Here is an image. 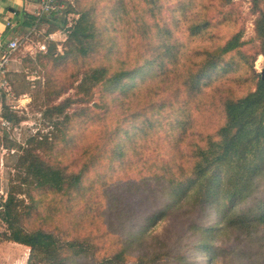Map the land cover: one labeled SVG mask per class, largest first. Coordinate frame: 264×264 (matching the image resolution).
I'll use <instances>...</instances> for the list:
<instances>
[{
	"label": "trees",
	"instance_id": "16d2710c",
	"mask_svg": "<svg viewBox=\"0 0 264 264\" xmlns=\"http://www.w3.org/2000/svg\"><path fill=\"white\" fill-rule=\"evenodd\" d=\"M170 1L175 3L170 24L154 36L146 20L136 17L135 32L142 40L133 50H121V45L105 42L90 9L77 13L78 19L68 29L66 42L72 47L68 53L82 59L86 68L78 88L87 96L101 88V102L95 109L77 112L74 128L66 127L72 117L65 116L64 122H56L58 131L65 126L61 130L63 138L55 135L51 139L53 142L60 139V143L67 145L68 136L74 135L79 126L88 129L90 125L96 140L83 150L91 161L86 164L77 161L79 170L70 176H66L64 169L38 160L33 150L21 159L18 169L25 170L26 175L21 177V183L34 185L42 196H53L51 201L44 202L31 195L27 217L31 214L41 217L44 211L47 215L42 218L47 220H54L56 215L69 218L66 227H55L58 234L42 226L25 231L18 225L22 214L16 195L21 186L9 191L2 214L8 230L3 237L6 242L30 249L27 264H70L95 257L103 238L111 236L114 230L119 235L109 239L110 247L116 250L95 264H125L131 252H138L141 260L144 255L149 256L146 251H152L157 260L162 247L157 242L148 243L145 233L164 219L196 213L205 217L214 214L217 218V223L211 225L193 222L187 231L194 238L192 250L210 255L212 261L223 257L215 247L216 240H223L226 235L229 237L224 242L243 235L251 238L264 228V199L256 201L257 185L264 177V80L255 70L253 57L243 52L241 31H233L214 49L191 46L193 41L219 40L216 30L229 24L234 0H180V4L177 0ZM251 4L252 12L258 15L256 39L264 55V0H251ZM211 13L220 16L214 20ZM182 28L183 38L178 32ZM133 54L136 61L132 64ZM230 55L237 60L230 58L227 62L225 59ZM237 61L246 64V79L254 83L255 90L222 99V124L206 136L203 144L192 145L191 161L185 167L177 142L183 141L188 113L192 108L203 107L200 101L212 91L213 77L220 72L228 73ZM238 67L240 64L234 66L235 71ZM155 81L162 86L157 87ZM166 91L178 101L159 102L158 95ZM59 113H63L61 108ZM12 115L5 107V116L11 121ZM164 123L181 133V138L171 139L169 146L157 137ZM72 139L77 146L83 137L78 133ZM50 142L48 137L30 141L37 149L50 146ZM149 150L154 155L146 156ZM137 168L154 174L153 198L159 203L152 213L139 218L134 209L136 204L126 202V206H120L126 197L112 189L114 174L119 169L123 173L144 172ZM187 198L192 202L180 210ZM253 201L256 202L250 204ZM58 205L66 209L61 211L65 213L62 216L55 208ZM105 205L111 208L107 216ZM108 216L114 217L118 228ZM104 220H108L104 222L108 226L106 231L101 223ZM99 239L102 241L98 243ZM171 259L172 264H199L185 252L171 255Z\"/></svg>",
	"mask_w": 264,
	"mask_h": 264
},
{
	"label": "rangeland",
	"instance_id": "374dc122",
	"mask_svg": "<svg viewBox=\"0 0 264 264\" xmlns=\"http://www.w3.org/2000/svg\"><path fill=\"white\" fill-rule=\"evenodd\" d=\"M213 0H211L212 2ZM62 8L51 15L42 17L44 22L37 28V31H28L22 36V46L16 53L15 61L11 66L10 80L14 89L15 99L11 103L18 108L10 110L13 118V128L10 131L0 130V144L5 151L0 149V264H27L30 255V249L26 246L6 242L3 234L8 230V225L2 220L3 208L10 190L21 186V190L16 195L20 201L19 212L22 217L18 220L22 229L36 230L44 227V230L52 231L58 234L56 226L66 227L68 217L61 211L66 210L56 208L60 216H54V220L42 218L46 216V212L42 211L41 217L31 214L27 217V208L31 204V195L36 196V200L49 202L53 199L51 195H43L38 193L34 185H23L21 177L25 170H20L21 159L31 154L33 150L38 160H43L47 165L54 168L64 169L66 176H70L79 169L76 164H86L91 161V156L84 154L83 150L88 148L93 141L96 140L90 125L88 129H83V125L75 130V134L69 137V143H60V139L54 141L51 139L57 135L63 138L61 130L65 126H61L60 131L55 128L56 122H64L65 116L70 118V123L66 127L73 125L76 113L82 110L89 111L95 109L97 103L101 102V88L94 91L91 96H87L85 92H81L78 88L81 80L85 75L86 68L82 59H78L71 52L67 41L68 29L78 19V14L84 9H90L94 12L93 17L96 19V29L103 33L105 42H114L121 50H133L142 37L135 32L137 27L134 20L139 16L140 21L146 20L147 24L152 28V35L163 31L165 26L170 24L173 16L174 2L170 0H61ZM180 4V0H177ZM231 9V18L229 24L218 28L216 32L219 34V40L214 42L193 41L192 48L214 49L224 43L230 37L233 31H241L243 33L242 40L245 42L243 52L253 57V63L257 74H261L264 68V55L260 53V42L256 39L255 22L258 15L252 12L251 0H234ZM48 16H52L49 21ZM220 13H211L210 17L214 20L219 18ZM121 19L124 22H121ZM48 24H45V22ZM132 22V23H130ZM34 25V24H32ZM183 38V28L178 31ZM52 35L53 40L49 38ZM157 39L153 43H157ZM52 41V42H51ZM51 42V43H50ZM55 44V49H52ZM32 45L34 48L32 49ZM44 46L46 49H42ZM50 54L48 55V50ZM143 50V49H142ZM143 52H146L143 50ZM232 55L225 60L228 62ZM237 60V59H236ZM136 59L131 58V63H135ZM240 62V61H239ZM238 61L233 65L228 73L220 72L219 75L213 77L212 91L205 100L200 101L203 105L201 109L192 108L188 113L189 121L186 127V133L183 134V141L177 142L179 149L183 153V165L189 166L190 150L194 143L203 144L207 135L213 134L223 122L222 115V99L226 96H241L255 90V85L251 81H247V66L245 63ZM236 64H240L238 69H234ZM154 84L158 87L162 86L158 81ZM209 89V88H206ZM160 92V91H159ZM166 93L158 95V101L174 102L178 100L175 96ZM14 98V97H13ZM59 108L63 113H59ZM75 115V116H74ZM183 118V117H182ZM74 131V129H73ZM67 132V130H66ZM83 137L77 146L74 145L73 139L77 134ZM48 139L50 146L43 148H35V144L30 141H42ZM160 142L169 146L170 140H178L181 138L179 131H172L169 124L164 123V127L157 135ZM156 137V138H157ZM32 151V152H33ZM154 155L152 150L146 152V156ZM146 169L137 168V171H144L141 174L123 173L120 169L114 174L112 189L124 193L126 200L120 206H126V202H133L136 217L150 214L158 206V202L153 198V191L156 187L152 177L154 174L145 172ZM191 198H187L180 205V210L188 208ZM264 199V177L257 185L256 201ZM54 201V200H53ZM253 201L250 204L256 202ZM106 212L111 210L105 205L103 207ZM110 222L117 228L119 225L114 223V217H107ZM101 221L103 230L106 231L108 226ZM199 222L207 225L217 223L214 214L211 217H205L196 213L195 215L174 219L168 218L160 221L145 233L148 243L157 242L161 247V252L154 259L152 251H146L141 260H138V252H131L125 264H172L171 255L185 252L192 260H196L199 264H264V228L252 237L246 235L240 238L228 239L226 235L223 240H216L215 247L218 248L220 258L212 261L210 255H206L201 251L194 252L192 250L194 238L191 233H187L189 226L193 222ZM46 224V225H44ZM115 231V230H114ZM113 232L111 236H105L102 241L101 250L95 257L85 259H77L70 264H95L99 259L112 256L116 247H110L111 237L119 235V232ZM9 232V231H8ZM97 234L98 233H93ZM95 235V237L97 236ZM164 243L162 246L161 244Z\"/></svg>",
	"mask_w": 264,
	"mask_h": 264
},
{
	"label": "crops",
	"instance_id": "0c3cea01",
	"mask_svg": "<svg viewBox=\"0 0 264 264\" xmlns=\"http://www.w3.org/2000/svg\"><path fill=\"white\" fill-rule=\"evenodd\" d=\"M38 12L39 5L29 0H0V52L2 46L6 45L11 40L15 38H21L28 31H37V28L44 22V19L38 18ZM48 19H50L49 21H52V16H48ZM45 24H48V22L46 21ZM49 38L53 40L52 35H50ZM30 46L32 49L34 48L32 45ZM15 56L9 66L8 78L10 76L11 66L15 61ZM11 90L13 95L9 98L4 99V105L10 110H16L18 106H15L13 103H11L13 102L11 100L15 99L12 84ZM14 106L15 109H13ZM5 131H8L10 133L11 130ZM0 149L2 151H5V148H3L1 144Z\"/></svg>",
	"mask_w": 264,
	"mask_h": 264
},
{
	"label": "built area",
	"instance_id": "2783aa9c",
	"mask_svg": "<svg viewBox=\"0 0 264 264\" xmlns=\"http://www.w3.org/2000/svg\"><path fill=\"white\" fill-rule=\"evenodd\" d=\"M39 5L38 18H42L45 15H51L62 8L61 0H29ZM32 33V32H31ZM22 37L15 38L2 46L0 52V129L12 130L13 124L5 116L4 99L11 97L12 90L10 80L8 78L9 66L16 55L20 51L22 46ZM42 49L46 47L42 46ZM15 109V106L13 107Z\"/></svg>",
	"mask_w": 264,
	"mask_h": 264
},
{
	"label": "water",
	"instance_id": "95a60500",
	"mask_svg": "<svg viewBox=\"0 0 264 264\" xmlns=\"http://www.w3.org/2000/svg\"><path fill=\"white\" fill-rule=\"evenodd\" d=\"M261 78H262V80H264V68H263V70L261 71Z\"/></svg>",
	"mask_w": 264,
	"mask_h": 264
}]
</instances>
